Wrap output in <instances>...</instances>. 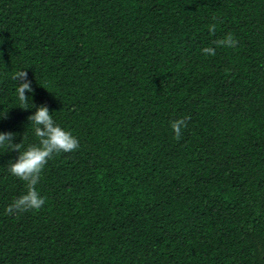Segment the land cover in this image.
<instances>
[{"label":"trees","instance_id":"16d2710c","mask_svg":"<svg viewBox=\"0 0 264 264\" xmlns=\"http://www.w3.org/2000/svg\"><path fill=\"white\" fill-rule=\"evenodd\" d=\"M41 103L79 146L11 213L26 182L0 149V264H264V0H0V130L21 150Z\"/></svg>","mask_w":264,"mask_h":264},{"label":"clouds","instance_id":"9594fccd","mask_svg":"<svg viewBox=\"0 0 264 264\" xmlns=\"http://www.w3.org/2000/svg\"><path fill=\"white\" fill-rule=\"evenodd\" d=\"M210 28L213 26L210 25ZM218 45L234 46L236 40L231 33L224 38L215 42ZM202 53L212 55L215 53V48L205 46L201 49ZM16 81L15 95L21 105H24L31 93L32 80L28 77L26 68L18 70L13 75ZM27 120L32 126V132L38 138V143L29 144L21 150V141L14 142L17 137V132L12 130H0V149L18 150V155L14 159H9L7 170L13 175L26 182V191L15 197L12 202L6 207L5 211L11 213L13 211L39 210L45 200L40 192L36 189L39 183L40 174L47 161L54 154L61 152H69L78 148V138L67 128L62 127L57 123L48 106L44 103L35 105ZM7 113L0 114V119L6 118ZM188 117L173 119L170 122L171 129L177 139L181 136V131L186 127Z\"/></svg>","mask_w":264,"mask_h":264}]
</instances>
